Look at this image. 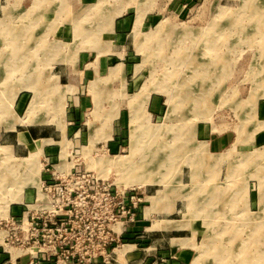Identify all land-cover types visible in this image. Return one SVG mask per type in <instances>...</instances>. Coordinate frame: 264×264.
<instances>
[{"label": "rangeland", "instance_id": "obj_1", "mask_svg": "<svg viewBox=\"0 0 264 264\" xmlns=\"http://www.w3.org/2000/svg\"><path fill=\"white\" fill-rule=\"evenodd\" d=\"M259 12L264 0H0V264L16 263L22 253L4 242L5 218L20 217L22 203L33 200L52 171L75 176L61 183L66 191L102 194L106 187L150 196L146 224L121 234L113 264H135L128 261L132 245L157 220L152 212L170 211L159 218L168 220L152 228H197L186 264L198 256L200 264H264ZM119 20L130 26L123 39L126 55H117L113 40ZM61 26L69 27L70 37L59 36ZM212 42L218 44L214 50ZM84 51H99L113 67L124 62L127 69L113 76L100 68L87 78ZM135 65L136 86L124 85ZM78 81L81 87L74 86ZM78 93L92 97L77 112ZM27 129L55 140H32L21 132ZM18 133L28 148H14ZM50 144L54 156L44 149ZM252 153L253 161L243 164ZM47 156L51 164L44 167ZM152 156L159 158L150 162ZM88 176L106 185L97 187ZM129 177L145 184L125 187Z\"/></svg>", "mask_w": 264, "mask_h": 264}, {"label": "built area", "instance_id": "obj_2", "mask_svg": "<svg viewBox=\"0 0 264 264\" xmlns=\"http://www.w3.org/2000/svg\"><path fill=\"white\" fill-rule=\"evenodd\" d=\"M44 161L49 167L51 158ZM66 177L76 179L71 171L50 172L33 200L22 203V215L5 218L4 242L21 250L16 262L25 257L29 264H113L119 247L114 245L138 223L146 194L114 193L106 187L102 194L78 193L76 187L66 191L61 185ZM89 177L97 187L106 185L104 179Z\"/></svg>", "mask_w": 264, "mask_h": 264}, {"label": "crops", "instance_id": "obj_3", "mask_svg": "<svg viewBox=\"0 0 264 264\" xmlns=\"http://www.w3.org/2000/svg\"><path fill=\"white\" fill-rule=\"evenodd\" d=\"M84 2H92V1H97V0H83ZM63 3H66L63 2ZM62 4V3H61ZM60 4V5H61ZM67 5H71L70 2L66 3ZM116 31H114L113 35V40L118 43V45L115 46L116 51H118L117 55H126L125 50V42H124V37L125 33L129 29V22L126 20H119L116 21ZM59 36L61 38H66L70 37V29L68 26H61L58 28ZM115 38V39H114ZM110 45V42L109 44ZM93 53L96 54V57L94 61H92V56ZM82 57H81V64H84V69L85 71L89 70L86 72V75H88L87 78H92L93 76H96L100 72L101 69H108V72L110 74V71L112 75H116L117 72H114V69L117 67H120V71L127 69L126 64L124 62H120L118 65L113 67V61L109 57H106L104 54H101L99 51L98 52H93V51H84L81 52ZM122 61L124 58L118 57ZM110 65V67H109ZM136 66L134 67L129 66V69H132L134 71L133 75L128 78L123 84L127 86H136V78L138 77V74L136 73ZM81 81H78L74 86L81 87L80 85ZM73 86V87H74ZM93 87V86H92ZM93 89V88H92ZM91 95V96H90ZM89 96L92 97V94H77L75 95L74 99L77 105H80L79 109L76 111L78 112L79 110H85L89 106ZM93 101V98H92ZM21 132H27L28 135L31 137L32 140H39V139H53L55 140L54 135H51V138L44 137L42 133H36L32 129H27L25 131ZM43 136V138H42ZM19 133L16 139V143L14 148L19 150V147H24L25 149L28 147H25L21 145L19 142ZM110 140L113 141V138ZM46 145L44 149L47 151V154L49 156H54L55 148L53 146ZM213 146H220V141H212ZM147 196V203L150 202L148 200ZM169 215L172 214V212H152V215H157V220L153 221L151 223L150 228L148 230L146 229L144 232L140 233L139 239L136 242L138 244L132 245L134 247L133 251V257L128 258V261L132 263V261L135 264H186L188 261V245L191 244L194 239L196 238L197 235V228L195 226H192L189 229L186 230H159V229H153L152 227L154 226L155 223L160 222L162 220H168V219H162L160 220V216L162 215ZM148 220L146 217V209L144 208L140 214L139 221L137 223L138 229L140 231L142 230V226L146 224L143 222V220ZM22 264H26L27 261H22ZM13 264H19V261Z\"/></svg>", "mask_w": 264, "mask_h": 264}, {"label": "bare ground", "instance_id": "obj_4", "mask_svg": "<svg viewBox=\"0 0 264 264\" xmlns=\"http://www.w3.org/2000/svg\"><path fill=\"white\" fill-rule=\"evenodd\" d=\"M257 11V10H256ZM122 12V11H121ZM30 13V12H29ZM260 14H263L264 12H259ZM256 14V13H255ZM118 15V14H117ZM264 16V15H263ZM234 21V20H233ZM236 21V20H235ZM257 22H258V24L259 25H262V24H264L263 22H264V19L263 18H261V15H260V17H258V19H257ZM240 23V22H239ZM237 24V23H236ZM82 25V24H81ZM264 26V25H263ZM94 29V28H93ZM98 29V28H97ZM100 30V29H99ZM78 31V30H77ZM155 31V30H154ZM228 31V30H227ZM79 32V31H78ZM229 32H231V31H229ZM81 33V32H80ZM89 34V33H88ZM230 34V33H229ZM80 35V34H79ZM78 35V36H79ZM82 35V34H81ZM94 35V34H93ZM76 37V36H75ZM18 38L19 37H17V36H14V42H16V46L17 47H15L16 49L17 48H20V51L22 50V44H20L21 42H19L18 41ZM24 41V40H23ZM218 42H220V41H218ZM213 43V42H212ZM211 45V44H210ZM216 47H218V44H217V42L216 43H213V45H212V49L214 50V49H216ZM63 48V47H62ZM17 51V50H16ZM77 51V50H76ZM75 51V52H76ZM22 53V52H21ZM19 55V57H16V56H18ZM18 55H16L14 58L16 59V60H19L18 62H21V60L23 59L22 57H21V54H18ZM207 55H210V54H207ZM221 55V54H220ZM196 59V58H195ZM14 60V59H13ZM24 60V59H23ZM11 61V60H10ZM209 61V60H208ZM211 62V61H210ZM203 64V63H202ZM205 64V63H204ZM213 64V63H212ZM220 64V63H219ZM210 65V64H209ZM14 66V65H13ZM21 67V66H20ZM23 67V66H22ZM209 67V66H208ZM24 68V67H23ZM211 68V67H210ZM214 68V67H213ZM218 68H219V66H218ZM263 68H264V64H263ZM9 69V68H8ZM15 69V68H14ZM120 70V67H117L116 69H114V72H118ZM195 70V69H194ZM199 70V69H198ZM213 70V69H212ZM204 71V70H203ZM199 74V73H198ZM205 74H207V73H205ZM205 76V75H204ZM197 77V76H196ZM203 80V79H202ZM205 80V79H204ZM203 80V81H204ZM262 80H264V77L262 78ZM202 81V82H203ZM192 83V82H191ZM201 84V83H200ZM99 85V84H98ZM203 85H205V84H203ZM99 88V87H98ZM94 90V92H95V90H97V89H93ZM96 93V92H95ZM37 95V94H36ZM97 95V94H96ZM173 96V95H172ZM188 97V96H187ZM190 97V96H189ZM172 98V97H171ZM188 100V99H187ZM190 100V99H189ZM196 100V99H195ZM174 101V100H173ZM205 101V100H204ZM187 102V101H186ZM184 103V102H183ZM34 105V104H33ZM184 105V104H183ZM199 105V104H198ZM204 105H205V102H204ZM195 106V105H194ZM173 107H175V106H173ZM62 108V107H61ZM180 108V107H179ZM184 109V108H183ZM35 110V109H34ZM176 110V109H175ZM194 110H196V108H194ZM202 110V109H201ZM60 112V111H59ZM185 113V112H184ZM135 115V114H134ZM137 131V129H136V127L135 126H133V130H132V139L133 140H136V132ZM189 141V140H188ZM135 142V141H134ZM177 150V149H176ZM202 150V149H201ZM198 151V150H197ZM196 151V152H197ZM200 152V151H199ZM231 152H234V150H231L230 152H229V155H230V153ZM258 152V151H257ZM262 152V151H261ZM264 152V151H263ZM175 154V153H174ZM173 153H172V155H174ZM171 155V154H170ZM175 156V155H174ZM254 153H252L251 155H248V156H245V162L243 163V164H246V163H248V162H251V161H253V159H254ZM157 158H159L158 156H152V157H149L148 159H149V161L151 162V161H153V160H158ZM218 161H220V160H218ZM154 163V162H153ZM142 164V163H141ZM161 165V164H160ZM142 166V165H141ZM38 167V166H37ZM143 167V166H142ZM172 167V166H171ZM173 167H174V165H173ZM38 174H40V168H35L34 170H32V175L33 176H37ZM148 175V174H147ZM35 176V177H36ZM39 176V175H38ZM135 176V175H134ZM143 176H144V174H143ZM33 178H31V180H32ZM32 181H34V179L32 180ZM135 184H139V185H143V184H145V182H144V180H142L140 177H138V178H132V177H129L127 180H125V182H124V186L125 187H127V186H131V185H135ZM220 195V194H219ZM219 195H217V197H219ZM233 195V194H232ZM235 197V196H234ZM193 198V197H192ZM215 198H216V196H215ZM233 198V197H232ZM195 201V200H194ZM233 201V200H232ZM3 238V234H0V240ZM245 246V245H244ZM240 250V249H239ZM238 250V251H239ZM245 255V254H244ZM201 256H198V258H196V260L193 262V264H200L201 263ZM247 259H248V257H247ZM246 260V259H245ZM239 261V260H238ZM239 263V262H238Z\"/></svg>", "mask_w": 264, "mask_h": 264}]
</instances>
